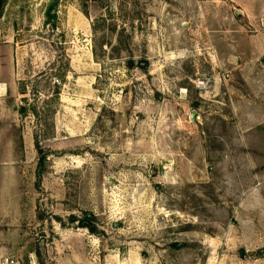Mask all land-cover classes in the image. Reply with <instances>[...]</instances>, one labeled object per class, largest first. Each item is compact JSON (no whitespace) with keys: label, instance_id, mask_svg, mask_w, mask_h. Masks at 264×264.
I'll return each mask as SVG.
<instances>
[{"label":"rangeland","instance_id":"obj_1","mask_svg":"<svg viewBox=\"0 0 264 264\" xmlns=\"http://www.w3.org/2000/svg\"><path fill=\"white\" fill-rule=\"evenodd\" d=\"M52 2L0 17V256L264 264V0Z\"/></svg>","mask_w":264,"mask_h":264},{"label":"trees","instance_id":"obj_2","mask_svg":"<svg viewBox=\"0 0 264 264\" xmlns=\"http://www.w3.org/2000/svg\"><path fill=\"white\" fill-rule=\"evenodd\" d=\"M60 0H53V2L49 5L46 13L48 16H50V12L51 10L57 5V3L59 2ZM5 3H6V0H0V17L3 13V10H4V7H5ZM51 17H54V16H51ZM36 146L38 145V141L36 140ZM45 154V153H44ZM45 155H43L41 158H40V161H39V166H38V169H37V172H36V187L38 189L41 188V184H42V180H43V173L45 172L46 170V161H45ZM71 220L72 221H77V218L75 216H72L71 217ZM82 226H86L85 224L82 223ZM92 232H96V228H91Z\"/></svg>","mask_w":264,"mask_h":264},{"label":"built area","instance_id":"obj_3","mask_svg":"<svg viewBox=\"0 0 264 264\" xmlns=\"http://www.w3.org/2000/svg\"><path fill=\"white\" fill-rule=\"evenodd\" d=\"M0 264H22V263L11 256H0Z\"/></svg>","mask_w":264,"mask_h":264},{"label":"crops","instance_id":"obj_4","mask_svg":"<svg viewBox=\"0 0 264 264\" xmlns=\"http://www.w3.org/2000/svg\"><path fill=\"white\" fill-rule=\"evenodd\" d=\"M1 254L9 255V252H6V251H4V250H0V255H1ZM11 257H12V256H11ZM13 258H14V257H13ZM31 262H32V264H36V262H35L33 256H31Z\"/></svg>","mask_w":264,"mask_h":264}]
</instances>
